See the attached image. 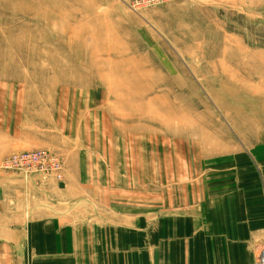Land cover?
I'll return each mask as SVG.
<instances>
[{
	"label": "rangeland",
	"instance_id": "obj_1",
	"mask_svg": "<svg viewBox=\"0 0 264 264\" xmlns=\"http://www.w3.org/2000/svg\"><path fill=\"white\" fill-rule=\"evenodd\" d=\"M37 150L62 180L0 167L1 211L28 213L0 216V264H166L153 228L114 258L97 228L205 189L264 208V0H0V164Z\"/></svg>",
	"mask_w": 264,
	"mask_h": 264
},
{
	"label": "crops",
	"instance_id": "obj_2",
	"mask_svg": "<svg viewBox=\"0 0 264 264\" xmlns=\"http://www.w3.org/2000/svg\"><path fill=\"white\" fill-rule=\"evenodd\" d=\"M185 204H175L160 215H129L128 219L132 221L139 217L138 226L130 221L122 227L108 224L104 229L97 228L102 231V243L104 235L108 236L107 245L112 252L110 257L120 255L121 244L117 232L126 231L127 243L131 246L136 245L147 229L153 228L149 231L151 249H155L156 253L161 252L160 258L165 249L168 256L166 264H257L248 245L252 238L264 232L262 200L250 202V198L234 196L230 190L224 192L223 196L215 197L205 189L200 205L184 207ZM8 209L4 207L1 211L0 208V216L28 215L27 212H7ZM113 211L116 212L113 215H119V208ZM158 243L162 244L156 249ZM122 244L124 246V240ZM130 248L126 246L125 249L131 251ZM138 256L146 258V255ZM96 258L97 262L101 260ZM140 264L146 263L143 261Z\"/></svg>",
	"mask_w": 264,
	"mask_h": 264
},
{
	"label": "built area",
	"instance_id": "obj_3",
	"mask_svg": "<svg viewBox=\"0 0 264 264\" xmlns=\"http://www.w3.org/2000/svg\"><path fill=\"white\" fill-rule=\"evenodd\" d=\"M126 4L135 12L142 11L149 7L160 5L165 0H125ZM34 160L32 164L31 161ZM0 167L5 171L27 176L29 174L51 175L54 179L62 180V165L58 157L45 150H37L33 152H24L13 154L4 159ZM260 256V257H259ZM259 259L264 257L263 250L258 253Z\"/></svg>",
	"mask_w": 264,
	"mask_h": 264
},
{
	"label": "bare ground",
	"instance_id": "obj_4",
	"mask_svg": "<svg viewBox=\"0 0 264 264\" xmlns=\"http://www.w3.org/2000/svg\"><path fill=\"white\" fill-rule=\"evenodd\" d=\"M262 249L263 250V253H264V246H259L258 247V253H259V250ZM260 257V256H259ZM258 255L256 257V260H257V264H264V257L260 258L259 259Z\"/></svg>",
	"mask_w": 264,
	"mask_h": 264
}]
</instances>
